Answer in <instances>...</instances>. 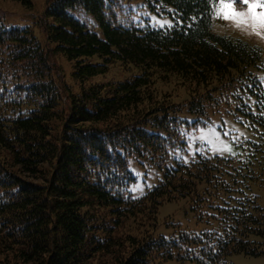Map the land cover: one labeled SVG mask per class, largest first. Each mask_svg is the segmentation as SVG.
I'll use <instances>...</instances> for the list:
<instances>
[{
  "label": "trees",
  "instance_id": "16d2710c",
  "mask_svg": "<svg viewBox=\"0 0 264 264\" xmlns=\"http://www.w3.org/2000/svg\"><path fill=\"white\" fill-rule=\"evenodd\" d=\"M220 1L50 0L37 21L48 44L0 16V264H229L235 253L264 254L252 159L181 155L187 130L222 105L264 128L263 50L213 31ZM152 15L173 24L153 26ZM51 52L73 62L78 91ZM115 64L133 75L87 84ZM132 161L162 172L139 197ZM183 199L218 227L198 234L168 221L176 234L156 235L160 206Z\"/></svg>",
  "mask_w": 264,
  "mask_h": 264
},
{
  "label": "rangeland",
  "instance_id": "374dc122",
  "mask_svg": "<svg viewBox=\"0 0 264 264\" xmlns=\"http://www.w3.org/2000/svg\"><path fill=\"white\" fill-rule=\"evenodd\" d=\"M50 0H33V6L28 8L16 0H0V16H3V22L8 26L25 27L33 26L38 38L43 44H48L46 33L37 25L38 18L42 16L47 3ZM225 3H231L229 11H235L242 14V19L246 23L239 26L231 19H224L219 13L223 10ZM257 5L251 9V5ZM253 12L259 17L264 13V0H248V3L242 4L238 0H221L215 9L213 31L217 34L230 36L232 38H241L253 44L259 45L264 54V27L258 24L254 28ZM152 24L156 27H170L173 20L168 16L152 15ZM259 33V34H257ZM51 62L58 73L69 85L73 86L74 91H78L80 83L75 81L72 76L73 62L69 61L60 53L51 52ZM95 60H98L96 58ZM121 64L112 66L106 74L94 76L87 84L94 82H108L113 80H124L133 75L134 70H129ZM264 80V73H260ZM177 98L185 97V92L176 91ZM225 105L219 109L209 111L208 124L199 125L197 128L187 130V151L181 155L186 161L191 160L197 153L207 155H219L223 157H233L238 159L251 158L255 169L261 174V179L255 183L253 191L260 195V202L264 205V166L258 161L261 155V149L264 148V128L256 125L254 128L249 117L239 111H226ZM181 117L189 121L196 120L198 117L186 111L181 112ZM203 118V117H202ZM131 170L136 176V181L131 185L130 190L135 197H139L147 190L157 184L162 178V172L156 166H144L140 162L132 161ZM263 183V184H261ZM211 211V209H206ZM168 221L180 223L181 228L194 231L198 234L210 232L218 227L217 220L213 217L201 218V214L191 209L190 203L185 199L163 203L158 212V227L156 235L171 237L176 234L178 226L166 224ZM229 264H264V254L259 256L246 255L244 253H235L228 256ZM165 264H199L197 261L187 260L184 262L169 261Z\"/></svg>",
  "mask_w": 264,
  "mask_h": 264
},
{
  "label": "snow or ice",
  "instance_id": "6c2138e0",
  "mask_svg": "<svg viewBox=\"0 0 264 264\" xmlns=\"http://www.w3.org/2000/svg\"><path fill=\"white\" fill-rule=\"evenodd\" d=\"M239 3L242 4H246L248 3V0H238ZM257 7V5L253 4L251 5V9H255ZM222 11L219 13L220 15H222V17L224 19H231L233 20L238 26L241 23H246V21H244L241 17L242 14L240 13H236L235 11H229L231 9V3H225L222 6ZM253 27L255 28L257 26V24L260 27H264V13L260 14L259 17H257V15L253 12ZM259 34V33H257Z\"/></svg>",
  "mask_w": 264,
  "mask_h": 264
}]
</instances>
